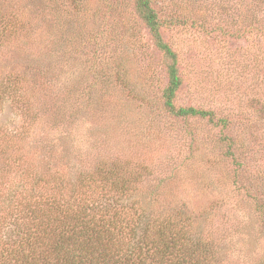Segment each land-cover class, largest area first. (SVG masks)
Returning a JSON list of instances; mask_svg holds the SVG:
<instances>
[{
    "label": "rangeland",
    "instance_id": "obj_1",
    "mask_svg": "<svg viewBox=\"0 0 264 264\" xmlns=\"http://www.w3.org/2000/svg\"><path fill=\"white\" fill-rule=\"evenodd\" d=\"M150 6L177 58L174 107L209 116L165 108L167 61L133 0H0L14 29L0 32V131L18 136L10 157L0 133V238L17 240L4 227L39 174L116 165L146 205L194 213L229 264H264V0Z\"/></svg>",
    "mask_w": 264,
    "mask_h": 264
},
{
    "label": "trees",
    "instance_id": "obj_2",
    "mask_svg": "<svg viewBox=\"0 0 264 264\" xmlns=\"http://www.w3.org/2000/svg\"><path fill=\"white\" fill-rule=\"evenodd\" d=\"M133 1L167 61L165 108L176 118L209 116L210 112L174 107L181 85L176 55L162 40L161 22L150 0ZM11 23L10 19L0 32L6 33ZM0 133L9 154L3 153L12 157L18 136ZM38 176L32 186L35 196H24L22 204L13 208V224L4 227L14 228L17 240L9 243V238H0L5 243L0 264H229L218 245L198 229L194 213L146 205L139 176L126 169L102 165L75 182L56 173ZM7 197L13 198V193ZM7 200L13 204V199Z\"/></svg>",
    "mask_w": 264,
    "mask_h": 264
}]
</instances>
